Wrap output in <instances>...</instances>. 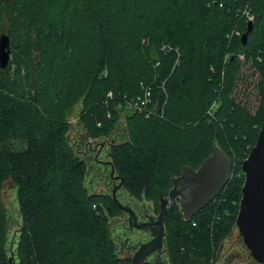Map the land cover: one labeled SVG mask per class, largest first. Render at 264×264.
I'll return each mask as SVG.
<instances>
[{"label":"trees","instance_id":"16d2710c","mask_svg":"<svg viewBox=\"0 0 264 264\" xmlns=\"http://www.w3.org/2000/svg\"><path fill=\"white\" fill-rule=\"evenodd\" d=\"M3 33L14 48L0 68V264L7 179L18 264L131 263L107 222L123 211L86 188L87 164L68 140L77 103L89 136L111 135L130 108L110 160L126 192L158 207L181 166L196 168L213 144L227 154L220 193L190 219L178 204L164 218L169 264H213L236 227L241 165L264 121V0H0Z\"/></svg>","mask_w":264,"mask_h":264},{"label":"water","instance_id":"95a60500","mask_svg":"<svg viewBox=\"0 0 264 264\" xmlns=\"http://www.w3.org/2000/svg\"><path fill=\"white\" fill-rule=\"evenodd\" d=\"M251 28L252 22H248L246 31L241 35L243 44L246 42ZM13 48L14 46L12 47L10 44L9 37L5 33L1 34V69L7 67ZM109 156H111L110 153ZM102 163L110 166V177L113 180H118V184L111 191V197L122 211L129 214V218L132 219L130 226L136 229L151 226L157 228L155 235L150 240L138 245L136 251L130 257V264H150L144 258L154 252L161 251L165 237L164 218L167 209L172 204H178L183 217L190 219L220 193L232 173L231 159L218 146L213 144L211 153L196 168L183 165L180 174L171 177L172 185L167 195L162 196L160 194L157 216L152 220L139 222L134 210L123 205L116 198V191L122 187V177L114 175L115 169L111 160ZM241 169L245 174V180L242 185V195L235 225L250 255L257 262L264 264V121L259 129L254 146L242 162ZM9 264H11L10 259Z\"/></svg>","mask_w":264,"mask_h":264},{"label":"rangeland","instance_id":"374dc122","mask_svg":"<svg viewBox=\"0 0 264 264\" xmlns=\"http://www.w3.org/2000/svg\"><path fill=\"white\" fill-rule=\"evenodd\" d=\"M251 91V90H250ZM253 96L244 97V101L249 100L255 104L252 99ZM253 104V105H254ZM123 107V106H121ZM81 104L77 103L69 113V131L67 134L70 144L74 147L76 153L87 164V174L84 180V185L91 192H100L111 194L114 186L118 184L110 177L111 168L109 165L102 163L109 161L110 145L114 141H120L126 138V116L130 108L124 106L120 108L121 119L118 123L117 129L111 135L104 133H97L95 136H89L87 130L84 128L80 120ZM260 129V128H259ZM103 143V144H101ZM218 146V145H216ZM222 146V145H221ZM100 148V149H99ZM94 149V150H93ZM102 152L98 157V161L94 159L96 151ZM101 162H100V161ZM194 166L196 163H193ZM237 166L238 162H236ZM237 169L235 168V171ZM116 175V173H114ZM17 189L10 179L3 181L1 200L5 211L6 224V249L11 264H18L16 257V243L18 232L21 224L19 207L17 203ZM116 198L125 206L135 209L139 222L144 220L142 213L145 211L148 218L154 219L159 211L158 203L152 199L142 197L141 199L134 198L122 187L116 192ZM129 214L123 211L121 216H107V222L112 233L113 239L116 243V248L120 256L128 257L132 254V250H128L125 244H136V242H145L149 240L153 233L157 231L156 227H146L144 229H136L133 227L128 231ZM165 239L163 240V247L159 255H150L145 258V261L150 264H169L168 253L166 249ZM165 249V250H164ZM160 261V262H159ZM213 264H263L255 261L250 255L249 250L245 246L237 227L232 233L223 241L219 249L216 251L215 261Z\"/></svg>","mask_w":264,"mask_h":264},{"label":"flooded vegetation","instance_id":"af4514ba","mask_svg":"<svg viewBox=\"0 0 264 264\" xmlns=\"http://www.w3.org/2000/svg\"><path fill=\"white\" fill-rule=\"evenodd\" d=\"M93 150H94V149H93ZM98 151H99V152H98ZM101 152H102V149L96 151V154H95L96 156L94 157V159H95L96 161L98 160V157L100 156ZM97 153H98V154H97ZM108 155H109V154H108ZM109 158H110V156H109ZM99 161H100V160H99ZM115 181H116V180H115ZM116 192H117V191H116ZM116 194H117V193H116ZM133 210H134V212H135V215L137 216V212H136V210H135V209H133ZM142 215H143V217H144V220H142V221L152 220V218L149 219V218L147 217V213H146L145 211L142 213ZM145 215H146V216H145ZM137 218H138V217H137ZM131 221H132V219L130 218L129 221H128V231H130L131 229H133V228L130 226V222H131ZM138 221H139V218H138ZM151 227H152V226H151ZM153 227H155V226H153ZM154 235H155V232L153 233L152 237H153ZM152 237H151V238H152ZM151 238H150V239H151ZM150 239H149V240H150ZM147 241H148V240H147ZM145 242H146V241H145ZM141 243H143V242H139V243L136 242V244H134V246H133L132 244H125V245H127L126 248L129 247L128 250L131 249V250L133 251V252H132V254H133V253L136 251L138 245L141 244ZM220 246H221V245H220ZM218 249H219V248H218ZM160 252H161V251H159V252H154V253H152L151 255H153V254H155V255H159ZM132 254H131V255H132ZM131 255H130L129 257H131ZM149 256H150V255H149ZM253 259H254V258H253ZM144 260H145V258H144ZM144 260H143V261H144ZM255 261H256V260H255Z\"/></svg>","mask_w":264,"mask_h":264},{"label":"built area","instance_id":"2783aa9c","mask_svg":"<svg viewBox=\"0 0 264 264\" xmlns=\"http://www.w3.org/2000/svg\"><path fill=\"white\" fill-rule=\"evenodd\" d=\"M242 15L244 16L245 18V21L248 23V22H252L253 21V16L251 15V13L249 12V10L247 8H245L242 12ZM148 93H146V96H145V99H141V100H138L139 102H136L134 104V106H139L142 105L144 103V101L146 100V97H147Z\"/></svg>","mask_w":264,"mask_h":264}]
</instances>
